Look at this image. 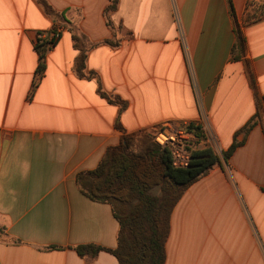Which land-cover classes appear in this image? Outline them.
Here are the masks:
<instances>
[{
    "label": "crops",
    "instance_id": "obj_1",
    "mask_svg": "<svg viewBox=\"0 0 264 264\" xmlns=\"http://www.w3.org/2000/svg\"><path fill=\"white\" fill-rule=\"evenodd\" d=\"M45 1L98 44L87 59L95 77H77L64 18L38 0H0V264H118L120 224L78 175L124 134L155 136L166 123L201 127L220 156L241 144L174 207L165 264H264L263 118L242 132L264 108V17L247 22L248 0H118L116 48L104 43L115 38L109 0ZM54 27L61 38L33 89L37 36ZM237 29L246 51L235 60ZM80 246L103 250L81 256Z\"/></svg>",
    "mask_w": 264,
    "mask_h": 264
},
{
    "label": "trees",
    "instance_id": "obj_2",
    "mask_svg": "<svg viewBox=\"0 0 264 264\" xmlns=\"http://www.w3.org/2000/svg\"><path fill=\"white\" fill-rule=\"evenodd\" d=\"M46 13L52 17L64 18L57 13L45 0H38ZM118 8V0H109L104 11L106 24L112 30L114 39L104 41L113 47L119 46L116 40L117 31L111 21V13ZM232 9V7H231ZM247 22L253 23L264 17V0H248L246 7ZM233 13V12H232ZM66 21V27L73 32L76 47L80 50L75 61V72L79 78H94L95 74L87 72V59L90 50L98 44H90L78 35V28ZM40 35L44 36L40 38ZM62 29L54 27L47 33H39L36 51L39 63L36 70L33 89L38 86L46 70V55L60 40ZM84 41V42H83ZM246 51V38L236 30V44L233 48V59H240ZM252 81L254 76L249 72ZM99 92L106 95L99 87ZM112 103L124 110L127 105L119 97L110 98ZM245 125L242 132L250 134L263 118L264 108ZM120 128L119 125H117ZM121 129V128H120ZM196 136L202 133L201 127L194 124L186 128ZM153 134L140 131L135 134L123 135L121 143L108 149L99 166L91 172L78 175L83 193L90 199L109 204L120 224L118 246L111 253L117 258L118 264H165L166 243L170 235L171 215L185 191L201 178L206 176L215 165L227 164L236 148L241 144L234 141L231 148L217 155L206 147L198 149L191 157L186 168L175 167L171 153L153 140ZM101 250L95 246L77 248L81 256L95 257Z\"/></svg>",
    "mask_w": 264,
    "mask_h": 264
},
{
    "label": "built area",
    "instance_id": "obj_3",
    "mask_svg": "<svg viewBox=\"0 0 264 264\" xmlns=\"http://www.w3.org/2000/svg\"><path fill=\"white\" fill-rule=\"evenodd\" d=\"M44 36L40 35V38ZM190 137L186 126H177L173 123H166L153 137L155 143L166 148L171 153L175 167H188L192 155L202 147H198Z\"/></svg>",
    "mask_w": 264,
    "mask_h": 264
},
{
    "label": "rangeland",
    "instance_id": "obj_4",
    "mask_svg": "<svg viewBox=\"0 0 264 264\" xmlns=\"http://www.w3.org/2000/svg\"><path fill=\"white\" fill-rule=\"evenodd\" d=\"M188 127V125H186V128ZM202 133V136L201 134L199 136H196V134L194 132H190L189 131V134H190V137H193V141L195 142L196 145H198V147L200 146V144L202 145V147H200V149H203L206 147V136H205V133L201 132Z\"/></svg>",
    "mask_w": 264,
    "mask_h": 264
}]
</instances>
